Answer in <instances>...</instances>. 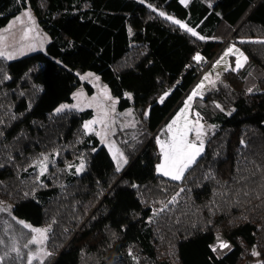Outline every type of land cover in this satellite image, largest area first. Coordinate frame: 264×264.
Segmentation results:
<instances>
[{
    "label": "trees",
    "instance_id": "16d2710c",
    "mask_svg": "<svg viewBox=\"0 0 264 264\" xmlns=\"http://www.w3.org/2000/svg\"><path fill=\"white\" fill-rule=\"evenodd\" d=\"M27 8L50 41L0 57V264L36 253L25 224L50 228L31 264H264V0H0V30ZM231 43L245 65L193 107L217 125L204 154L180 182L157 175L152 134ZM87 71L137 113L114 135L121 171L85 130L93 111L54 114Z\"/></svg>",
    "mask_w": 264,
    "mask_h": 264
},
{
    "label": "rangeland",
    "instance_id": "374dc122",
    "mask_svg": "<svg viewBox=\"0 0 264 264\" xmlns=\"http://www.w3.org/2000/svg\"><path fill=\"white\" fill-rule=\"evenodd\" d=\"M183 5H187L190 0H180ZM29 13L31 19H29ZM19 18V19H18ZM175 20V19H173ZM182 23V22H181ZM183 24V23H182ZM50 41L49 36L41 29L38 25L37 20L31 9L27 8L23 10L21 14L17 17L13 18L9 24L0 30V51H3L7 54H11L12 59H8L7 56H0L7 60H16L23 58L25 56L31 55L37 52H45L46 47ZM229 48H233V53H229L225 55L226 51ZM223 50V49H222ZM238 50V51H236ZM243 54V56L240 55ZM244 57H247L245 52L236 44L231 43L228 45L221 54L213 59L212 61L203 64L202 71L200 75L191 88L190 92L184 97L183 102L179 109L169 118V120L163 124L158 133L155 135V144L158 152V162L156 166V173L162 177H165L169 180L180 182L187 170L194 165V163L184 172L183 177L180 180H174L171 176H166L161 172L158 168V165L164 164V154L161 150L160 141L167 142L171 139L172 133L167 131L168 125L172 123L173 120L176 119L177 116L180 117L179 121L176 125H173L174 128H182L185 124V117L181 113V110L184 109L187 113L188 121L192 122V127L195 128L197 116L195 111L193 110L194 105L198 99H202L206 93L215 88L218 83L222 80L223 74L229 70L237 71L241 69L246 61ZM240 61L242 64L241 67L237 68V61ZM79 79L83 83L82 87L77 89L73 95V99L69 103H63L59 107L54 110V114L63 113L66 111H93V117L88 120L86 123L91 121H96V123H92L90 128L86 129L88 133H94L98 138L101 146H104L108 152L110 153L115 167L118 171H121L126 163H123V160L120 159L118 153H121L119 150L115 140L114 135L117 133L119 129L130 128L135 126L138 121L137 113L134 107H131L125 111H120L118 109V99L114 97L109 89V87L102 83L99 76L93 72L87 71L78 74ZM205 77H208L205 79ZM84 83L88 84L92 88V92L90 93L85 87ZM203 84V87L200 88L199 94L189 101V97L193 93L194 90L198 89V86ZM128 97H131L128 95ZM164 97V96H163ZM186 102L189 104V107L185 109ZM62 105H67L68 107L63 108L61 111H57L58 108H61ZM199 124L203 126L202 128V136L200 140H196V133L192 131L189 133V141H195L198 145L200 141L203 142V151L196 158V161L202 156L205 152V147L208 141L209 133L217 128L216 124H208L199 119ZM118 150V153L114 156V152ZM124 159H126L123 156ZM195 161V162H196ZM119 162V169H118ZM5 210V206L0 204V211ZM28 225V224H27ZM30 227L28 228L31 231ZM38 229H47L46 236L49 234V227H42ZM33 236L36 233H33ZM221 242L226 243L223 239L218 238L214 244V248L216 250H224L225 248H221ZM46 240L43 241L42 244H35L37 246V251L35 254L37 260H43L46 257V249H45ZM31 255V258L33 257ZM255 263H258V255H254Z\"/></svg>",
    "mask_w": 264,
    "mask_h": 264
},
{
    "label": "snow or ice",
    "instance_id": "6c2138e0",
    "mask_svg": "<svg viewBox=\"0 0 264 264\" xmlns=\"http://www.w3.org/2000/svg\"><path fill=\"white\" fill-rule=\"evenodd\" d=\"M151 7V6H150ZM28 15L29 19H31V16L29 13H26ZM161 16H164L165 14L163 12L160 13ZM19 19V18H18ZM167 19L172 20L174 23L180 25L181 27L186 28L188 32H190L193 36H197L198 34L195 32L194 29L187 27L186 25L182 24L179 20H173L171 16L167 17ZM201 40L204 39L203 36L199 37ZM238 51V50H236ZM229 53H233V48H229L225 55H228ZM241 56H243L242 53H240ZM0 56H7L8 59H12L13 57L11 54H7L3 51H0ZM194 59L196 61H201L203 58L197 54ZM244 60H247V57H244ZM242 64L240 61H237V68L241 67ZM208 77H205L207 79ZM203 87V84L198 86L197 90H194L191 96L189 97V101L192 99V97H195L199 94V89ZM163 102V98L161 100ZM68 107L67 105H62L61 108H58L57 111H61L63 108ZM189 107V104L186 102L185 109ZM181 113L185 117V124L182 128H174L173 125H176L179 121L180 117L177 116L175 120L172 121L170 125H168L167 131L172 133L171 139L167 142L160 141L161 150L164 154V164L158 165V168L161 172H163L166 176H171L174 180H180L183 177L184 172L196 161V158L202 153L203 151V142L200 141L199 145L195 141H189V133L192 131H195L196 133V140H200L202 136V128L203 126L199 124V115L197 114V121L195 128L192 127V122L188 121L187 119V113L184 109L181 110ZM92 123H96V121H91L89 123H86L84 127L86 129L90 128V125ZM118 153V150L114 152V156ZM120 159L123 160V163H127V160L123 158V153H118ZM46 159V158H45ZM119 162H118V169H119ZM83 168V163L80 165V169ZM79 170V169H78ZM25 228H30V225L25 224ZM31 231L33 233H36L35 236L32 237V239L28 242L30 244H42L44 240L47 239L46 233L47 229H38V228H31ZM28 245L26 244L25 247ZM221 248H227L228 244L221 242L220 244ZM215 250V249H213ZM12 251L17 252L19 254V249L13 247ZM47 255H50V253H46ZM254 255H257V253H253ZM36 256L33 255L31 259H35ZM31 259H29L28 264H31ZM0 260H3V257H0Z\"/></svg>",
    "mask_w": 264,
    "mask_h": 264
},
{
    "label": "water",
    "instance_id": "95a60500",
    "mask_svg": "<svg viewBox=\"0 0 264 264\" xmlns=\"http://www.w3.org/2000/svg\"><path fill=\"white\" fill-rule=\"evenodd\" d=\"M229 40H230V39H229ZM229 40H228V41H229ZM228 41H227V42H228ZM227 42L224 44V46L227 44ZM224 46L221 48V50L224 48ZM221 50H220V51H221ZM220 51H219V53H220ZM158 130H159V129H157V130L152 134L150 140L153 139V138L155 137V135H156V133H157Z\"/></svg>",
    "mask_w": 264,
    "mask_h": 264
}]
</instances>
